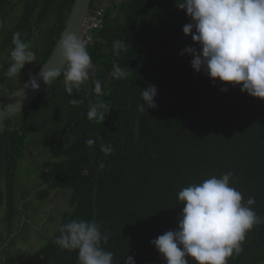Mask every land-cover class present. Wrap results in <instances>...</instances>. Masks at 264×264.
<instances>
[{"label":"trees","instance_id":"trees-1","mask_svg":"<svg viewBox=\"0 0 264 264\" xmlns=\"http://www.w3.org/2000/svg\"><path fill=\"white\" fill-rule=\"evenodd\" d=\"M73 1L0 0L6 10L12 6L16 11L14 21L10 12H0L10 44L0 49V101L46 61ZM89 10L98 21L86 41L94 65L89 80L70 96L64 86L65 65L0 130V205L5 202L0 235L7 232L1 235L0 264H78L76 251H62L54 243L59 227L72 219L94 220L102 233L110 234L102 247L113 253V264H123L127 256L135 264H165L150 241L177 228L183 208L179 191L228 172L244 201L255 197L251 207L264 219V100L242 93V85L213 83L206 73H194L192 57L180 53L197 46L182 33L190 18L176 0H91ZM16 32L31 42L36 60L9 78L5 73ZM117 40L128 46L118 56L113 54ZM113 64L130 74L113 79ZM96 80L101 96L94 93ZM148 85L157 90L156 107L140 112L141 90ZM71 99L84 102L73 106ZM96 100L111 108L102 124L87 119L89 104ZM88 139L93 146L86 145ZM101 144L111 145L113 152L106 156ZM23 160L31 170L26 175L36 176L23 193L40 188L35 197L51 205L48 234L36 248L29 245L27 253L15 250L19 235L13 234L19 229L13 227L19 213L14 190L23 185L18 172ZM242 248L228 264H264V222L246 234Z\"/></svg>","mask_w":264,"mask_h":264},{"label":"clouds","instance_id":"clouds-1","mask_svg":"<svg viewBox=\"0 0 264 264\" xmlns=\"http://www.w3.org/2000/svg\"><path fill=\"white\" fill-rule=\"evenodd\" d=\"M176 7L190 18L182 33L185 37L190 35L197 47H186L180 55L192 57L194 73H206L213 83L218 80L222 84L242 85V93L264 100V0H176ZM12 44L5 75L16 78L26 64L36 60V54L31 42L21 39L20 32L13 34ZM127 47L124 40L114 41L113 54L118 56ZM59 56L66 65L65 91L71 96L74 89L79 90L89 80L94 65L86 41L75 33L63 36ZM129 74L113 64V79H124ZM60 75V69L40 73L47 85ZM29 85L32 90L39 87L31 77L23 87ZM94 93L103 95L99 80L94 82ZM156 93L153 85L141 90V103L137 105L140 112L156 107ZM83 102V99L69 101L73 106ZM110 110L108 103L96 100L89 104L87 119L102 124ZM94 143L92 139L86 141L88 147ZM100 151L107 156L113 147L101 144ZM104 167L103 163L99 165L100 170ZM232 176V172L219 178L212 176L179 191L177 200L183 208L177 228L150 241L165 264H188L186 257L194 264H228L229 258L243 251L246 234L264 219L251 207L256 203L255 197L244 201L243 194L231 186ZM58 231L60 235L54 243L62 251H76L78 264H113V253L102 247L110 234L102 233L96 221L72 219ZM123 264H135L134 257L127 256Z\"/></svg>","mask_w":264,"mask_h":264},{"label":"flooded vegetation","instance_id":"flooded-vegetation-1","mask_svg":"<svg viewBox=\"0 0 264 264\" xmlns=\"http://www.w3.org/2000/svg\"><path fill=\"white\" fill-rule=\"evenodd\" d=\"M1 3L2 2H0V12L1 10L10 12L9 16L14 21L16 18V11L15 12L12 11V6L6 10L7 5L3 3L1 4ZM37 16L38 14L36 15V17H34V19H36V21L40 23L38 18H41V16H38V18ZM0 18H1V15H0ZM1 21H2V18H1ZM2 28H3V21H2V26L0 27V49L2 45L4 46L6 44L7 46L10 45L6 43L7 41L5 38L9 34L3 32ZM9 91L10 90L7 89L6 93H9ZM23 161H24V164L20 166V169L18 171L19 181L23 185L15 186V190H14V196H15L14 203L19 213L15 214L14 216L13 227L19 226V229L17 233H13V234L14 236L19 235V237L17 238V241L15 242V245H16L15 250L25 253L27 250H29L30 248L29 245H31V247L33 248H36V246L41 244L42 242L41 237L46 236L48 234V231H47L49 230L48 214H49V209H50L49 207L51 205L49 203L47 204L46 200H42L40 198L35 197L34 193L38 192L40 188H36L30 191L29 193H23V189L25 190L26 187L31 188L33 186L32 181L36 182V179H34V177L36 176L34 174L32 175L31 178H29L28 175H26L31 170H30V167L26 164V161L25 160ZM1 189L3 192L5 191L4 185H1ZM24 195L26 197L22 199V196ZM23 203L26 204L25 208L22 207ZM3 206H5L4 200L2 202V205H0V217L2 216ZM7 221H9V219ZM24 224H27V226L22 230ZM46 226L48 227L46 231H44V227ZM1 228L2 227L0 225V231H1ZM29 229H31V231ZM20 232L21 234H19ZM24 233L26 236L24 235ZM1 235L5 236L7 235V232H4V234H1ZM1 235H0V243H2ZM2 239H5V237H2ZM26 240H28V243L26 242Z\"/></svg>","mask_w":264,"mask_h":264},{"label":"water","instance_id":"water-1","mask_svg":"<svg viewBox=\"0 0 264 264\" xmlns=\"http://www.w3.org/2000/svg\"><path fill=\"white\" fill-rule=\"evenodd\" d=\"M90 1L91 0L73 1L72 7L66 18L64 28L60 36L57 38L56 44L54 45L46 61L31 77L32 79H35L36 82L39 84L38 89L32 90L30 85L28 88L25 89L23 86L29 81L27 80L23 85L18 87L16 91L10 93L8 96H6L3 100L0 101V130L2 129L4 123L7 120L12 119L16 115H18L22 110L30 106L55 80H52L48 85L45 84L40 76L42 70L48 71L53 69H60V71H62L65 65L62 64V61L59 56L60 42L63 36L68 33H75L79 35L80 38L82 37V33L84 32V23L86 22L87 17L90 15ZM1 26L2 21L0 18V27Z\"/></svg>","mask_w":264,"mask_h":264},{"label":"built area","instance_id":"built-area-1","mask_svg":"<svg viewBox=\"0 0 264 264\" xmlns=\"http://www.w3.org/2000/svg\"><path fill=\"white\" fill-rule=\"evenodd\" d=\"M97 24H98V21L95 20L94 18L93 19L89 18L85 22V24H84V33L82 34V37H81L82 40H84V41L89 40L88 39V37H89V32L88 31H89L90 28L96 27Z\"/></svg>","mask_w":264,"mask_h":264},{"label":"bare ground","instance_id":"bare-ground-1","mask_svg":"<svg viewBox=\"0 0 264 264\" xmlns=\"http://www.w3.org/2000/svg\"><path fill=\"white\" fill-rule=\"evenodd\" d=\"M90 3H91V1H90ZM90 15H91V12H90ZM90 15L87 17V19H86V20H88V19L90 18ZM83 33H84V32H83ZM83 33H82V34H83Z\"/></svg>","mask_w":264,"mask_h":264}]
</instances>
